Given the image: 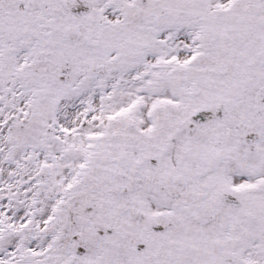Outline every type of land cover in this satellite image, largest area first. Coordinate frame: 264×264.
I'll list each match as a JSON object with an SVG mask.
<instances>
[{"label":"snow or ice","instance_id":"snow-or-ice-1","mask_svg":"<svg viewBox=\"0 0 264 264\" xmlns=\"http://www.w3.org/2000/svg\"><path fill=\"white\" fill-rule=\"evenodd\" d=\"M0 264H264V0H0Z\"/></svg>","mask_w":264,"mask_h":264}]
</instances>
